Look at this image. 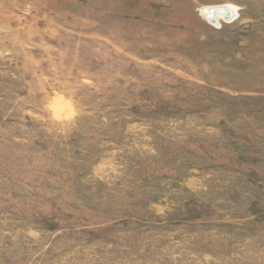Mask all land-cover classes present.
I'll return each instance as SVG.
<instances>
[{"label": "rangeland", "instance_id": "374dc122", "mask_svg": "<svg viewBox=\"0 0 264 264\" xmlns=\"http://www.w3.org/2000/svg\"><path fill=\"white\" fill-rule=\"evenodd\" d=\"M0 264H264V0H0Z\"/></svg>", "mask_w": 264, "mask_h": 264}, {"label": "bare ground", "instance_id": "6f19581e", "mask_svg": "<svg viewBox=\"0 0 264 264\" xmlns=\"http://www.w3.org/2000/svg\"><path fill=\"white\" fill-rule=\"evenodd\" d=\"M215 10L217 13H213ZM218 11L221 13H218ZM205 14H208L205 15V17L210 21L213 19V22H215L216 19L218 20L219 17H224L225 20H231V18L233 19L236 15V9L231 6L211 7L207 9V13Z\"/></svg>", "mask_w": 264, "mask_h": 264}, {"label": "water", "instance_id": "95a60500", "mask_svg": "<svg viewBox=\"0 0 264 264\" xmlns=\"http://www.w3.org/2000/svg\"><path fill=\"white\" fill-rule=\"evenodd\" d=\"M213 13H217L216 10ZM218 13H221L220 11H218ZM211 21L213 22V19H211Z\"/></svg>", "mask_w": 264, "mask_h": 264}]
</instances>
